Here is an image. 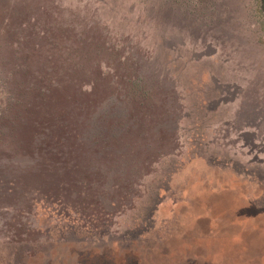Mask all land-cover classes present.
Listing matches in <instances>:
<instances>
[{
    "label": "rangeland",
    "instance_id": "obj_1",
    "mask_svg": "<svg viewBox=\"0 0 264 264\" xmlns=\"http://www.w3.org/2000/svg\"><path fill=\"white\" fill-rule=\"evenodd\" d=\"M0 264H264L260 0H0Z\"/></svg>",
    "mask_w": 264,
    "mask_h": 264
},
{
    "label": "trees",
    "instance_id": "obj_2",
    "mask_svg": "<svg viewBox=\"0 0 264 264\" xmlns=\"http://www.w3.org/2000/svg\"><path fill=\"white\" fill-rule=\"evenodd\" d=\"M260 10L264 14V0H260Z\"/></svg>",
    "mask_w": 264,
    "mask_h": 264
}]
</instances>
